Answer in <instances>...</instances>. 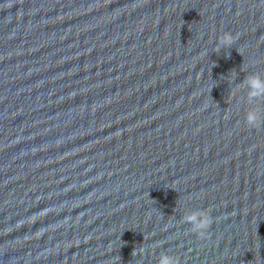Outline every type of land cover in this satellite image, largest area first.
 <instances>
[{
	"label": "water",
	"instance_id": "water-1",
	"mask_svg": "<svg viewBox=\"0 0 264 264\" xmlns=\"http://www.w3.org/2000/svg\"><path fill=\"white\" fill-rule=\"evenodd\" d=\"M250 73L264 0H0V264H264Z\"/></svg>",
	"mask_w": 264,
	"mask_h": 264
},
{
	"label": "clouds",
	"instance_id": "clouds-1",
	"mask_svg": "<svg viewBox=\"0 0 264 264\" xmlns=\"http://www.w3.org/2000/svg\"><path fill=\"white\" fill-rule=\"evenodd\" d=\"M239 39V34L233 35L231 32H224L217 38L215 52L219 54L221 49H229ZM239 52V50L237 49ZM240 53V52H239ZM243 85L247 88V101L254 105L256 101L264 100V76L259 73H250L245 77ZM245 122L250 128H259L264 126V109L260 107H251L245 115ZM183 223L191 225L190 231L199 238L204 239L210 235L209 229L212 226L213 218L209 211L196 209L186 212L182 217ZM134 250L132 254L135 252ZM145 249L139 250L140 255H144ZM158 264H180L178 256L171 255L168 252H161L158 258Z\"/></svg>",
	"mask_w": 264,
	"mask_h": 264
}]
</instances>
